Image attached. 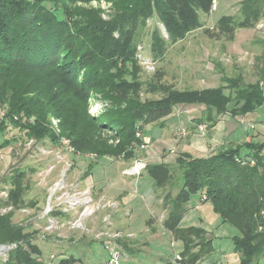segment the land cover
<instances>
[{
  "label": "trees",
  "instance_id": "obj_1",
  "mask_svg": "<svg viewBox=\"0 0 264 264\" xmlns=\"http://www.w3.org/2000/svg\"><path fill=\"white\" fill-rule=\"evenodd\" d=\"M78 1L86 0H0V102L7 108L9 121L0 120V133L12 126L24 131L28 140H48L54 145H61L62 137L69 138L75 154L95 158L83 175L86 178L99 158H135L136 144L144 143L142 137H136L137 128L144 131V126L170 116L177 106L205 107V116L194 117V122L198 126L208 121L213 126L217 121L213 111L217 115L229 111L232 116H242L264 105L263 80L241 86L239 78L231 79L223 71L219 87L201 90L178 89L164 82L159 72L147 90L160 94L157 100L143 99L142 83L125 77V63L136 52L138 26L146 25L151 18L163 26L167 36L157 27L151 42L154 60L163 58L171 45L205 26L203 14L210 15L214 0H105L113 4L110 20H104L99 10L73 6ZM263 17L264 0H242L238 19L223 15L216 28H205V33L210 38L233 41L239 29L254 28ZM261 44L256 67L264 79V39ZM233 87L236 90L227 93ZM93 95L110 103L107 106L103 102L101 121L89 112ZM13 115L20 116V120ZM52 117L60 120L59 133L51 128ZM109 129H114L112 143L98 135ZM11 141L4 139L0 149ZM244 148L248 153L243 155ZM263 150L264 142L256 141L230 146L207 157L188 152L177 156L175 164L182 183L176 193L164 194L168 208L164 227L182 242V250H175L182 256V264H197L215 252L214 246L207 247L211 242L201 240L195 250L186 235L206 229L181 226L192 196L199 193L200 198L206 195L205 201L213 205L223 222L239 231L233 243L240 264H259L264 256V230H258L259 212L264 209ZM242 157L256 162L241 164L238 158ZM171 167L163 162L147 165L146 172L156 188L170 184L174 175ZM4 180L8 197L0 199V246H15L1 264H50L35 242L37 230L14 220V212L25 206V170L17 167ZM3 188L0 186V191ZM9 205L14 209L2 214L1 208ZM76 262L72 257L60 260V264Z\"/></svg>",
  "mask_w": 264,
  "mask_h": 264
},
{
  "label": "rangeland",
  "instance_id": "obj_2",
  "mask_svg": "<svg viewBox=\"0 0 264 264\" xmlns=\"http://www.w3.org/2000/svg\"><path fill=\"white\" fill-rule=\"evenodd\" d=\"M241 1L216 0L210 15L203 14L205 26L171 45L164 57L157 60H154L151 52L152 32L157 27L163 31V26L154 18L147 20L146 25L138 26L135 31L136 52L125 63V77L128 80L135 78L142 83L143 99L155 100L161 95L147 90L150 80L159 72L164 75V82L181 90L192 89L205 85L203 81L199 84L191 81L193 72L201 70L199 66L204 68L200 73L201 80L215 78L203 64L208 60L217 63L216 70L223 71L231 79L239 78L238 84L241 86L258 79L264 82L256 67V57L263 48L261 40L264 39V17L254 28L239 29L233 41L210 38L205 33V28H216L217 21L223 15H233L238 19ZM54 4L58 2L54 1ZM75 5L99 10L104 20H110L114 14L113 4L105 0L78 1L73 3ZM48 6L51 7V4ZM115 37L119 38V33L116 32ZM149 66H154V69H149ZM232 89H227V93L236 90L234 87ZM103 102L107 106L110 104L96 99L95 95L91 98L89 112L93 118L102 117L105 112ZM190 109L177 106L166 120V126L172 124L174 137L175 131L179 132L181 122L187 127L188 135L192 130L194 118ZM253 119L256 127L264 125V105L257 110ZM153 125L150 123L144 126L147 138L157 135L154 130L157 125ZM247 129L240 127L239 130ZM113 131L102 130L98 135L112 143ZM140 132L144 136V131L138 127L136 137ZM9 138L13 142L0 149V186H7L4 177L11 175L15 168L25 170V206L14 212V220L30 230H37L35 242L43 251L45 261L60 264L61 259L72 257L77 260L74 264H111L114 251L118 250V264H160L164 257L175 252L173 247L179 240L164 227L163 220L168 215V208L163 197L167 191L176 193L179 190L182 183L180 169L175 163L172 164L174 175L165 188H156L146 172L148 164L158 163L164 157H161L163 147H167L166 154H172L168 146L177 145L175 141H167L171 144H166L152 139L151 143H146L145 148L138 143L135 148L137 155L131 160L113 156L99 158L91 175L83 178L88 164L95 159L92 155L75 154L48 140L30 144L25 132L12 126L4 134L0 133V144ZM137 162L144 164L141 173H128ZM199 197L200 193L192 196L190 204H194ZM51 222L54 224L50 225ZM181 226L206 229L200 234H186L195 250H198L196 246L201 240L206 244L212 243L207 244V247L214 246L215 257L224 255L232 260L235 256L233 236L240 233L231 223L222 221L212 204H206L204 208H191L181 220ZM128 240L132 241L130 247L137 240L136 248L139 250H128ZM3 258L5 251H0V264ZM259 264H264V256Z\"/></svg>",
  "mask_w": 264,
  "mask_h": 264
},
{
  "label": "crops",
  "instance_id": "obj_3",
  "mask_svg": "<svg viewBox=\"0 0 264 264\" xmlns=\"http://www.w3.org/2000/svg\"><path fill=\"white\" fill-rule=\"evenodd\" d=\"M203 64L206 69H209V72H211V74L215 75V78L214 79L204 78L203 80H201L200 73L202 72L204 68H202V66L201 67L199 66L198 69L201 68V70L193 72V78L191 79V81L197 84H199L200 81H203L205 85L203 86L201 85V86H198L192 89L201 90L205 88L219 87L222 84V72H219L218 70H216L217 63L214 64L213 61L211 62L210 60H208V62H204ZM262 85H264L263 81H262ZM262 107L263 106H261L260 108ZM204 109L205 107L199 106V107H193L189 111L193 113L192 118L195 117V120H196L200 118L201 116H205L204 113L206 112L203 113ZM257 110L251 113H247L242 116L241 115L232 116L231 112L229 111L226 113L217 115L216 111H213L212 114L213 116H216V119H217L216 123L213 126H210L207 121L206 130L201 131L199 128V125L197 126L196 123L193 121L194 125H192L191 127L192 130L190 131L189 135L186 136L185 138H183L177 131H175L176 136L174 137L172 126H171L172 124L166 126V120L171 117L170 115V117L168 116L162 119L161 122L153 123L154 125H157V127L154 128V130H156L157 135L152 137L151 139L146 137L145 128H144L143 140L145 143H151L152 139H155L156 142H159V141H161L162 143L165 142L166 144H171V142L173 141L176 142L177 145L168 146V149L170 150L169 153H172V154H166L165 149L167 147H163L161 149V152H162L161 157L163 156L164 157L161 158L160 159L161 161L158 163L163 162V163H168L172 165L175 163L177 156L183 152H188L192 154L193 156H197V157H207L209 155L218 153L219 151H223L230 146L243 145V144H247L248 142H256V141L264 142V125H261V128L256 127V123L253 119L254 115H256L257 113ZM189 111H187V113H190ZM154 125L152 127H154ZM164 127L166 128L163 129ZM240 127H244L246 129L247 127H249V129H247L246 131H240L239 130ZM167 141H171V142L168 143ZM172 149H174L175 152H171ZM247 153H248V149L244 148L242 150V154L244 155ZM206 204H211V203L208 201L207 202L203 201L202 197L201 198L199 197L194 202V204L192 205L189 204V210L193 207L204 208ZM152 227H154V225ZM136 241H134L135 247L132 244L131 245L133 247H130V243L132 241L128 240V243H127L128 250H131L133 252L135 250H139L136 248V246L138 245ZM176 242H175L176 243L175 250L177 252H180L182 250V249L180 250V248H182V243L180 240ZM148 243L149 242H147V246H148ZM234 255L235 256L232 257V260H231L230 258H226L224 255L215 257L213 253L211 255L204 257L197 264H240L239 254L237 252H234ZM173 259H174V253L164 257L160 264H171Z\"/></svg>",
  "mask_w": 264,
  "mask_h": 264
},
{
  "label": "built area",
  "instance_id": "obj_4",
  "mask_svg": "<svg viewBox=\"0 0 264 264\" xmlns=\"http://www.w3.org/2000/svg\"><path fill=\"white\" fill-rule=\"evenodd\" d=\"M214 2H216V0H214ZM163 32L165 35L166 32H165V29L163 28ZM149 69L153 70L154 69V66H149ZM13 118L15 120H20V116L18 115H13ZM0 120H6L7 122L8 121V117H7V108L5 107L4 104H2L0 102ZM59 123H60V120L58 118H55V117H52L51 118V128L59 133L60 132V126H59ZM199 128L201 131H204L206 130L207 128V125L206 124H200L199 125ZM178 131H179V134L185 138L187 135H188V130H187V127L181 122L179 127H178ZM142 133H138V136L139 137H142L141 136ZM30 144H38L40 143V141L34 139V138H30ZM28 140V141H29ZM61 146H63L64 148H66L68 151H71V152H75V148L72 146L71 144V141L69 138H66V137H62L61 138ZM146 146V143L144 142L141 147L142 148H145ZM46 152V150H45ZM264 152V150H263ZM250 162L251 165H254L255 164V159L253 158H249V159H245V157H242V158H238V162H240L241 164H246L247 162ZM144 168V164H142L141 162H137L135 163L134 166H132L129 170H128V173L130 174H140L141 173V170ZM8 197V187H4L1 191H0V199H3V198H7ZM207 199L206 195H203V198L202 200L205 201ZM14 209V207L12 205H9V206H3L1 208V213L4 214V213H8L10 211H12ZM53 211V210H52ZM51 211V212H52ZM259 216H260V220H259V224H258V230L259 231H263L264 230V209H262L260 212H259ZM54 224V222H51L50 225ZM118 236V235H117ZM174 245V243H173ZM15 245H1L0 246V251H5V256H7V252L13 248ZM119 255L120 253L118 252V250H115L114 251V254H113V258H112V261L110 262L111 264H118V259H119ZM171 264H182V256L179 254V253H174V259L172 261Z\"/></svg>",
  "mask_w": 264,
  "mask_h": 264
}]
</instances>
